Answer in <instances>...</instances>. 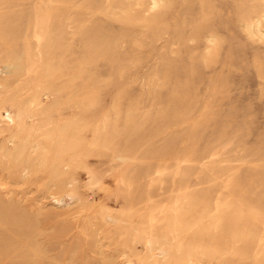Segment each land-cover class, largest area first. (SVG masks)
Segmentation results:
<instances>
[{
	"label": "rangeland",
	"instance_id": "rangeland-1",
	"mask_svg": "<svg viewBox=\"0 0 264 264\" xmlns=\"http://www.w3.org/2000/svg\"><path fill=\"white\" fill-rule=\"evenodd\" d=\"M0 264H264V0H0Z\"/></svg>",
	"mask_w": 264,
	"mask_h": 264
}]
</instances>
